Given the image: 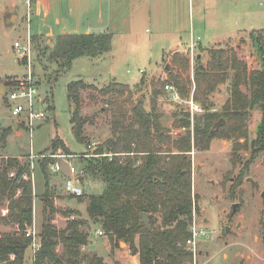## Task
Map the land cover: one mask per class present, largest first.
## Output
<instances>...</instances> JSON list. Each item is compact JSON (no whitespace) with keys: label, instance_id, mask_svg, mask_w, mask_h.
I'll list each match as a JSON object with an SVG mask.
<instances>
[{"label":"rangeland","instance_id":"1","mask_svg":"<svg viewBox=\"0 0 264 264\" xmlns=\"http://www.w3.org/2000/svg\"><path fill=\"white\" fill-rule=\"evenodd\" d=\"M201 1L205 4L203 8L198 7L199 0H175L180 11L179 22L177 18V22L172 18L158 32L152 22L158 21L160 17L155 20L141 19V14L147 12V0H93L89 5V23L93 26L91 32L82 27L85 25L83 22L76 30L70 28L69 33H109L112 36L111 51L95 59H76L71 68L55 80L57 64L48 62L46 57L36 56L35 43L31 37L30 58L20 55L13 44L15 41L25 42L28 36H42L49 32L61 34V26L66 22L72 23L66 16L77 1L32 0L28 6L25 0H0V86L3 87L0 92V128H12L6 146H0V162L7 158H14L16 164L30 162L34 205L32 222L37 232L41 230V196L45 193L47 181L56 209L53 220L55 227L63 230L68 221L85 222L81 230L88 234V244L82 247V252L102 258L104 264H139L138 256L131 255L123 242H119L112 252L105 235L99 234L102 232L99 225L88 217L86 197L101 194L103 183L88 175L80 160L83 157L90 158L99 146L113 137L111 124L117 108L115 100L128 116L132 115V104L137 100L142 101L145 111H149L151 102L155 101L160 124L166 130L162 147L187 134L190 136V181L196 222L208 235H212L208 239L201 237L197 240L198 246L191 264H264V206L259 198V192H264V134H259L261 110L255 107L250 111L246 121L247 140L215 138L210 140L207 150H198L193 141L194 117L205 114L206 109L210 113L220 112L229 97L230 79L218 86L208 98L207 107L200 104L203 112L193 116L185 102L189 99L187 95L194 90L193 85L188 86L190 90L182 96V102L172 100L165 91V86H172L171 83L163 85L168 70L192 79L196 58L206 64L209 60L208 48L212 47L213 40L221 42L215 48L235 50L249 70H260L264 54L259 53V48L264 50V33L258 40L256 38L258 32L264 31V0ZM158 15L155 13V16ZM14 16L16 19H13ZM54 39L51 37V43ZM176 41H180L183 47L194 44L193 61L190 49L169 53ZM45 45L47 42L43 39L40 46ZM198 45L206 49L198 48ZM163 53L168 54L162 57ZM185 57L189 67H184L181 62ZM28 74L37 87L40 100L35 104V109L45 112L47 119L35 125L32 131L18 125L14 130L15 119L6 110L3 97L8 86L26 80ZM77 80L91 84L97 90L116 81L127 85L131 91L129 97L103 96L97 90L81 93L80 116L86 119L84 142L77 141L71 132L66 95V86ZM142 80L143 84L140 83ZM158 82H162V86L157 88L159 94L154 96L152 86ZM242 90L249 94L246 88ZM187 113L190 126L182 128L180 124L188 118ZM56 136L70 149V155L79 156L71 161L77 170H83L82 181L74 183L83 189L82 195L68 190L70 175L65 165L67 159L52 157L59 151L61 155L69 154L61 150L45 152ZM88 145H93L92 149H88ZM42 159L53 160L46 169L47 179L37 163ZM54 162L63 166L61 173L51 171L50 164ZM247 176L253 179V187L258 186L256 192L246 183ZM231 178H236L239 184L231 185ZM233 203L239 205L236 215L230 218ZM7 207L8 201L0 198V236L18 233L17 226L6 217ZM65 211H71L73 215L67 218L63 215ZM155 218L156 225L161 226V216L158 214ZM204 220L207 222L204 223ZM237 222L241 223V227H235ZM57 251L61 252L60 246H57ZM32 257L33 249L29 247L24 254V264H33Z\"/></svg>","mask_w":264,"mask_h":264},{"label":"trees","instance_id":"2","mask_svg":"<svg viewBox=\"0 0 264 264\" xmlns=\"http://www.w3.org/2000/svg\"><path fill=\"white\" fill-rule=\"evenodd\" d=\"M258 32L257 40L262 37ZM253 35V34H251ZM35 43L36 56L56 63L58 71L55 80L67 72L78 58H99L111 51L112 36L99 34L57 35L51 46H40L39 37H31ZM259 53L264 54L263 48ZM177 55V54H176ZM174 55L173 58L176 56ZM209 60L203 64L195 60L192 79L167 71L165 83H171L185 96L193 85V100L203 107L218 86L230 79L229 97L219 113L207 112L194 117V147L207 149L210 140L248 138L246 121L255 107L261 110L259 134H264V58L260 70H249L236 51L220 47L208 50ZM184 67H189L188 59L182 58ZM143 84V80L140 82ZM162 83V82H161ZM160 82L152 86V94L158 95ZM164 87V86H163ZM246 88L247 94L242 90ZM189 89V90H188ZM97 90L95 86L77 80L66 86L70 112L71 132L75 139L84 142L83 127L86 119L80 116L81 93ZM103 96L117 95L129 97L127 85L111 81L97 90ZM189 98L190 94L187 95ZM183 99V98H182ZM51 100V98H50ZM49 98H47V102ZM117 106L111 124L112 138L99 146L93 155L110 154L99 157H83L85 172L104 184L101 194L86 197L88 217L97 223L111 246V251L119 242L128 246L131 255H137L139 264H191L193 254L185 248L190 237L193 196L190 181V159L187 153L192 145L189 134L162 147L165 129L160 124L155 101L149 111H145L141 100L133 105L131 116ZM49 109L53 110V107ZM188 117L180 127L189 128ZM224 119L225 124L215 129V124ZM11 127L0 128V146L5 147ZM165 148V149H164ZM175 151H172V149ZM164 149V150H163ZM72 154L63 140L56 136L45 152ZM53 160L42 159L37 163L47 179L46 169ZM30 162L16 164L14 158L0 162V198L8 201L7 218L17 226L18 233L0 236V264H24V254L31 246V239L24 233L33 221V196ZM12 170H14L13 175ZM46 181L45 193L41 196L42 220L39 239L40 248L33 254V264H104L102 258L84 253L82 247L88 244V234L81 230L85 222L68 221L63 230L53 224L56 209ZM141 214L147 215L148 228L142 223ZM161 216V226L156 225V215ZM73 215L71 211L63 213ZM61 247V252L57 251Z\"/></svg>","mask_w":264,"mask_h":264},{"label":"built area","instance_id":"3","mask_svg":"<svg viewBox=\"0 0 264 264\" xmlns=\"http://www.w3.org/2000/svg\"><path fill=\"white\" fill-rule=\"evenodd\" d=\"M26 4L29 6L31 0H25ZM13 48L20 54L25 57L30 58V48H31V40L29 37L26 38V41H15L13 44ZM190 54H191V61H193L194 56V47H190ZM29 67V66H28ZM31 73V72H29ZM165 91L170 94L172 100L176 102H182L183 99L180 97L179 92L176 88L171 85L165 86ZM193 92V91H192ZM3 102L6 105V110L10 114V117L15 119V123L18 126H22L30 131L33 130L35 125H38L47 119L45 112L41 110L35 109V104L39 103L38 91L36 85H34L31 75L28 74V78L23 81H19L16 84L8 86L6 88ZM188 105L190 114L193 116L194 114L202 113L203 108L201 105L193 100L192 94H190L189 99L185 101ZM93 145H88V149H92ZM110 154H102V155H91V157H99V156H107ZM56 159H67L65 161V165L68 168V175L70 178L67 182L68 190L77 195H82L84 193L83 189L76 186L74 183L82 181L83 170H77L73 165L71 160L79 157V156H72V155H61L60 151L57 155L52 156ZM51 171L55 174L61 173L63 170V166L59 162H54L50 164ZM11 176L13 174H10ZM7 212L4 211V215ZM33 223V222H32ZM190 237L186 240L185 246L188 251H191L193 256L196 254L197 249V240L201 237L206 236V230L200 228L197 225L196 218L193 215L192 221L189 227ZM39 230L37 232V228L35 223L28 226L25 230V237L31 239V246L30 248L33 249V254L39 250L41 242L39 239ZM100 235L103 232H99Z\"/></svg>","mask_w":264,"mask_h":264},{"label":"crops","instance_id":"4","mask_svg":"<svg viewBox=\"0 0 264 264\" xmlns=\"http://www.w3.org/2000/svg\"><path fill=\"white\" fill-rule=\"evenodd\" d=\"M32 1V0H31ZM77 2H81V4H78L77 2L74 4V9L70 10L69 13L67 14L66 18L68 21H72V23L70 22V24L68 22H66V24H63L61 26V34H77V33H69L70 28L71 29H78L80 28V26L82 25L81 23L84 22V26H82L83 28H85V30H87V32H91L92 30V25L89 23L90 21V14H89V8H90V4L93 0H85V1H81V0H74ZM147 12H144L141 14V19H150V20H155V18H161L158 19V21L155 20V22H152L153 25H155L157 27L156 30H158V32L160 31L161 28L166 27V25L169 24V22L172 20V18H174V21H176V18L179 22L180 20V11L179 8L177 10V5L175 0H147ZM156 1V2H155ZM84 2V3H83ZM155 2V4L152 6V4ZM159 2V3H158ZM158 3V4H156ZM31 5V4H30ZM39 5V4H38ZM203 6H205L204 2L199 0L198 3V7L203 8ZM151 10H154V12L152 13ZM155 13H158V16H155ZM100 17V14H99ZM13 19H16V16L13 17ZM57 23L59 22L58 20L56 21ZM70 25V26H69ZM58 34V35H61ZM85 34V33H84ZM86 34H99V33H86ZM37 37H39V39L42 41L43 39H46L47 45L51 46V37L55 38V36L52 32H49L45 35L39 36V35H35ZM34 36V37H35ZM29 38L32 36H28ZM215 39V38H213ZM192 42V41H191ZM221 42H216V40H213V44L211 48H208V50L215 48L214 46L217 44H220ZM193 46L194 44H190L188 47H183L182 43L180 41H176L175 45L172 46V48L170 49L169 53H179L181 50L186 52V50L190 49V47ZM198 48H202V49H206L204 47H202L201 45L197 46ZM168 53H163L162 57L167 55ZM16 126V123L15 125ZM13 126V127H14ZM20 128V127H19ZM14 130L17 129L13 128ZM102 192L104 190V184H102Z\"/></svg>","mask_w":264,"mask_h":264},{"label":"flooded vegetation","instance_id":"5","mask_svg":"<svg viewBox=\"0 0 264 264\" xmlns=\"http://www.w3.org/2000/svg\"><path fill=\"white\" fill-rule=\"evenodd\" d=\"M210 144V143H209ZM209 147V146H208ZM208 149V148H207ZM207 149H203V150H207ZM189 154H190V152H188L187 153V156L189 157ZM189 159H190V157H189ZM263 161H264V158H263ZM191 165V164H190ZM237 178V177H236ZM236 178L234 179V178H231L232 180H231V182H230V184L231 185H233V184H235V185H237V184H239V182H238V180H236ZM191 179V178H190ZM245 181H246V183H248L249 185H251L252 187H253V184H254V182H253V179L252 178H250V177H245ZM239 186V185H238ZM237 186V187H238ZM257 188H258V186L257 185H254V187H253V191L254 192H256V190H257ZM259 198L261 199V201H262V204H263V206H264V192H262V191H260L259 192ZM238 203H233L232 205H231V212H230V218H233L235 215H236V213H237V208H238ZM233 206H235V209H233ZM192 216L194 215L195 216V218H196V206H195V202H194V199H193V210H192ZM207 222V220H204V223H206ZM236 228H239V227H241V223H239V222H237L236 223V226H235ZM201 228V227H200ZM229 230H228V228H226V232H228ZM212 235H208V234H206V236L204 237L205 239H208V238H210ZM197 246H198V244H197ZM185 248H186V246H185Z\"/></svg>","mask_w":264,"mask_h":264},{"label":"water","instance_id":"6","mask_svg":"<svg viewBox=\"0 0 264 264\" xmlns=\"http://www.w3.org/2000/svg\"><path fill=\"white\" fill-rule=\"evenodd\" d=\"M2 90H3V87L0 86V92H1ZM224 124H225V121H224L223 119H220V120L215 124V129H218L220 126H223ZM13 128H16V126H14ZM233 209H235V206H233ZM141 218H142L141 222L144 223V224H146V226H147L148 228H150V227H149V224H148V221H147V215H146V214H141Z\"/></svg>","mask_w":264,"mask_h":264}]
</instances>
